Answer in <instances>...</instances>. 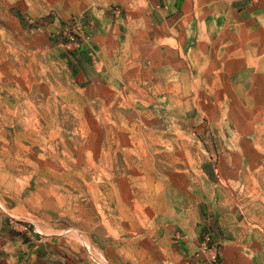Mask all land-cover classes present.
Listing matches in <instances>:
<instances>
[{
  "label": "rangeland",
  "instance_id": "374dc122",
  "mask_svg": "<svg viewBox=\"0 0 264 264\" xmlns=\"http://www.w3.org/2000/svg\"><path fill=\"white\" fill-rule=\"evenodd\" d=\"M144 3L0 0V264H264V0Z\"/></svg>",
  "mask_w": 264,
  "mask_h": 264
},
{
  "label": "crops",
  "instance_id": "0c3cea01",
  "mask_svg": "<svg viewBox=\"0 0 264 264\" xmlns=\"http://www.w3.org/2000/svg\"><path fill=\"white\" fill-rule=\"evenodd\" d=\"M156 1H163L162 4L167 8L170 7V10H171L169 13H167L166 18H164L160 22L161 24H170L171 25V28L170 27H168V28L170 29L172 34L170 37L164 36L165 38H171V39L175 38V35L173 34V32L178 33L180 28H182L183 27L182 25H184V24H186V30L188 31L189 30V28H188L189 24H195V20H196V18H198V15H197L198 11H202L203 14L201 16V19H198L197 21L201 22V20H202L203 24L214 23V21H213L214 16L218 19H222V16H220V13H216V15L210 16L209 15L210 12H207V10H205V9L209 8V3L211 0H144V1H141V0H122V3H123L124 8L127 6L129 8H131V7L138 8L140 6L143 8V6H144L143 2H145L144 4H146V6H151L150 2H156ZM224 1L228 2L229 0H224ZM198 2H201V5H197ZM197 6L199 7V9L196 8ZM251 7L255 8L253 6H251ZM144 8H145V6H144ZM260 12L264 13L263 4H258L257 8L252 9L251 12H247L246 16H249V18L251 19V21L249 23L250 28L251 29L254 28L257 30V32H253V35H254L253 37L262 41L261 47H262V52L264 54V15H262ZM232 15L234 17H233V20L230 21V23L232 22V24H240V23L245 22L242 18L245 16L237 15L236 12H233ZM131 17H133L134 20L137 19L139 25L143 24L142 20L139 18V15L137 13H132L130 18ZM219 22L226 23L225 21H222V20ZM149 23H151V22H149ZM180 26H182V27H180ZM233 27L234 28H232V33H234V34L232 36L230 35V38L236 40L238 38L237 29L235 28L236 26H233ZM181 30L184 31V28H182ZM255 34H256V36H255ZM228 41H229V43L231 42L230 39ZM254 47H256V49H259V44L257 43L256 46H254ZM254 47H252V49L255 53ZM257 54H260L259 50H257ZM13 255H14V257H10V259L12 260L10 262V264H30V257H29L28 251H26L25 256L23 255L22 251L14 252ZM13 258L18 259V261L13 259ZM19 258H21V259H19Z\"/></svg>",
  "mask_w": 264,
  "mask_h": 264
},
{
  "label": "bare ground",
  "instance_id": "6f19581e",
  "mask_svg": "<svg viewBox=\"0 0 264 264\" xmlns=\"http://www.w3.org/2000/svg\"><path fill=\"white\" fill-rule=\"evenodd\" d=\"M124 250V249H123ZM124 251H126V250H124Z\"/></svg>",
  "mask_w": 264,
  "mask_h": 264
}]
</instances>
